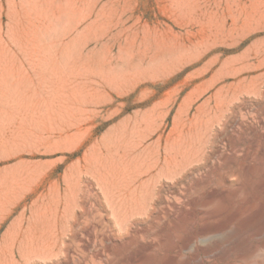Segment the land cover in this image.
<instances>
[{"label":"rangeland","instance_id":"obj_1","mask_svg":"<svg viewBox=\"0 0 264 264\" xmlns=\"http://www.w3.org/2000/svg\"><path fill=\"white\" fill-rule=\"evenodd\" d=\"M261 242L264 0H0V264Z\"/></svg>","mask_w":264,"mask_h":264},{"label":"bare ground","instance_id":"obj_2","mask_svg":"<svg viewBox=\"0 0 264 264\" xmlns=\"http://www.w3.org/2000/svg\"><path fill=\"white\" fill-rule=\"evenodd\" d=\"M263 249L264 248V242H261L259 245V248H255L251 255L250 254H245L240 258H235V259H230L229 264H239L240 259L242 260L243 263L245 262H254L256 264H264V254H257L258 249Z\"/></svg>","mask_w":264,"mask_h":264}]
</instances>
